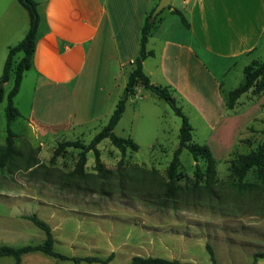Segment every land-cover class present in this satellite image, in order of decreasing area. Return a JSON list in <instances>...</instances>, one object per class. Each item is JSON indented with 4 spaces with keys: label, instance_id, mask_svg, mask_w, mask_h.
Here are the masks:
<instances>
[{
    "label": "rangeland",
    "instance_id": "1",
    "mask_svg": "<svg viewBox=\"0 0 264 264\" xmlns=\"http://www.w3.org/2000/svg\"><path fill=\"white\" fill-rule=\"evenodd\" d=\"M172 7L175 6L172 4ZM167 11L168 8H165L164 13ZM252 58L264 60V40ZM244 61L247 62V59ZM243 64L245 63L241 61L226 76L222 87L225 99L230 88L243 82ZM13 82L14 75L7 83H0V88L3 87L5 92L0 104V147L6 144L8 136L7 94ZM22 89L18 108L20 115L11 123L19 155L6 166L0 167V245L22 246L43 242L44 231L28 218L31 214H37L56 228L53 231L56 236V251L69 256L94 255L104 258L112 254L108 264H141L132 263V258L136 255L213 264L207 243L213 248L216 264H250L256 252H264V182L258 177L257 168L254 167L244 178L245 182H252L254 186L241 189L238 177L231 170L233 159L240 153L250 152L264 141V106L259 108L254 103H249L250 110L240 120L243 123L251 120L253 116L262 117L260 122L253 124L259 127L258 130L253 126L252 129L249 127L248 131L256 133L243 131L241 136L244 138L238 142H228L226 145L214 139L210 142L217 169L213 192L208 193L202 188L194 190L196 164L205 171L206 163L203 158L195 160L189 149L184 148L180 154V179L177 182L180 195L175 200H166V210H158L154 207L161 205L162 198L156 193L164 189L161 182L166 180L167 167L179 146L182 119L169 103L144 87L142 94L131 97L128 110L126 106L114 129L119 136L133 138L139 149L127 150L126 154H123L109 139L101 141L98 148L106 168L121 166L120 169H112L114 172L105 178L74 180L80 185L78 205L81 210L78 213L60 209L56 214L57 205L41 206L39 202L43 197L52 202L72 203L71 194H62V183L72 179L63 174L68 175L75 166L80 150L70 148L68 153L50 162L52 150L64 135L49 133L45 137L40 132H33L28 123L29 100L34 83L28 75L23 81ZM171 91L178 105L183 106V111L190 115L188 116L193 125V141L207 144L211 127L193 105L180 100L177 93L172 89ZM252 97L253 95L249 94L243 101L250 102L249 98ZM108 120L109 117L90 123L84 130L80 129L67 138L89 143ZM41 141L46 142V145L38 159ZM87 155V171L96 172L94 151H89ZM35 160H40V166H34L31 171L29 165ZM120 160L123 161L121 165ZM200 183L204 184V178ZM68 189L70 188L64 190ZM152 190H155V194L146 195ZM128 192L144 195L129 196L125 194ZM140 204L145 212V227L151 230L143 234L142 219L133 220L135 211H130L131 206L138 208ZM88 207L90 209H86V212L82 210ZM93 210L95 215H91ZM88 211L90 213H87ZM162 221L166 223L164 227L159 224ZM64 223L67 233L61 236L58 228L61 229ZM137 239L143 242L135 243ZM55 263L101 264L75 263L40 251L23 255L21 262ZM0 264H15V259L12 256H3L0 258ZM256 264H264V258H259Z\"/></svg>",
    "mask_w": 264,
    "mask_h": 264
},
{
    "label": "crops",
    "instance_id": "2",
    "mask_svg": "<svg viewBox=\"0 0 264 264\" xmlns=\"http://www.w3.org/2000/svg\"><path fill=\"white\" fill-rule=\"evenodd\" d=\"M36 1L41 14L36 48L32 66L24 74L15 103L19 108L23 81L28 75L34 83L29 100L28 126L45 137L49 133L64 135L65 138L62 137L58 143L76 140L67 137L112 114L139 54L146 17L160 0ZM172 4L183 11L191 25L185 27L180 17L172 13V8L166 7L167 13H164V8L157 16L158 23L149 37L147 49L152 50L153 55L144 60V70L152 82L170 87L180 100L193 105L204 117L211 127L206 140L210 147L212 139L225 145L238 142L249 127L259 129L253 124L260 122L262 117L253 116L243 123L240 120L250 110L249 103L259 108L264 106V92L259 97L249 98L250 102H244L243 98L250 94L246 93L234 109H228L222 87L234 66L242 61L245 64L241 68L244 69L248 60H254L252 57L264 40V0H171ZM25 10L18 0H0V77L9 47L19 43L29 30L30 18ZM20 57L22 53L18 59ZM143 88L137 87L131 97L142 94ZM45 143L41 141L39 144L38 159ZM33 167L29 170L33 171ZM116 167L112 169H120L121 166ZM70 178V182L62 183V194H71V204L52 202L43 197L39 204L57 205L56 214L60 209L80 211V185L74 182L77 178ZM125 194L144 195L136 192ZM152 194L155 190L146 193ZM160 204L154 208H168L166 200ZM86 209L90 208L82 210L86 212ZM130 211H135L133 220L142 219L141 234L150 232L145 227L142 204L138 208L131 206ZM91 215H95L94 210ZM159 224L164 227L166 223L162 221ZM52 229L55 231L56 228L52 226ZM58 229L61 236L67 233L65 223ZM142 242L141 239L135 241Z\"/></svg>",
    "mask_w": 264,
    "mask_h": 264
},
{
    "label": "trees",
    "instance_id": "3",
    "mask_svg": "<svg viewBox=\"0 0 264 264\" xmlns=\"http://www.w3.org/2000/svg\"><path fill=\"white\" fill-rule=\"evenodd\" d=\"M21 5L28 11L30 18L29 30L25 37L17 44L10 46L8 55L3 67V72L0 77V83H6L11 80L14 75L13 86L7 94V132L8 136L6 144L0 147V167L7 165L9 161L19 155L18 150L15 146V133L11 129V123L19 115L20 111L15 105V96L18 94L24 74L32 66V58L36 48V40L39 31V25L41 22V14L39 11V5L36 0H18ZM168 8H172L171 11L177 14L185 27H190V21L183 11L177 7L169 5ZM162 12V11H161ZM160 13H158L159 15ZM152 11L146 17L145 23L142 27L141 38H140V49L139 54L133 62V68L128 75L127 84L123 93L121 94L117 104L109 117L108 122L103 128L97 132L89 143H85L80 139L76 140H63L60 141L54 150L51 157V162H54L57 157L63 156L67 153L68 148L79 149L78 159L72 171L68 173V177H75L80 180L94 179L95 177H109L114 171L106 168L101 158V150L98 148V144L104 139H109L111 143L120 149L123 154H126L127 150L137 151L139 145L131 137H122L115 133L114 129L121 117L123 116L127 102L130 97L135 94L137 87L143 86L149 89L159 98L164 99L173 108L175 113L181 117L182 123L179 131V146L174 152V157L167 167L166 180L161 182L163 185L162 191L159 192L158 196L162 200L176 199L180 195V187L177 184L180 179V154L184 148L189 149L193 154L195 160L203 158L206 163L205 171H203L200 165L197 163L195 168V182L194 190L198 188L205 189L208 193L213 192L214 184L217 181V169H216V158L213 154L212 149L207 144H201L193 141V126L190 122L188 115L183 111L182 107L178 105L177 99L172 94L170 87L156 84L151 81L150 76L145 72L143 67L144 60L149 56L153 55L152 50L147 49V44L151 31L158 23L157 17L151 20ZM157 15V16H158ZM22 53V57L18 59V55ZM264 92V60L254 59L244 67V80L237 87L231 89L225 99L226 106L228 109H234L239 99L246 93H250L254 97H259ZM5 92L3 87L0 88V104L3 101ZM253 127L251 126L250 129ZM93 150L95 154V165L94 169L96 172H89L86 169L88 162L89 151ZM120 160L119 165L122 164ZM40 166L39 161L35 160L34 163L29 165ZM257 168L258 177L264 182V141L259 143L256 148L252 149L247 153H240L231 162V170L239 179V186L243 188H251L254 186L252 182H245L244 178L252 168ZM204 178V184L200 181ZM160 184V183H159ZM40 229L45 233V239L43 242L38 244H26L22 246H14L9 244L0 245V258L3 256H12L15 259V264H21L23 255L40 251L44 254L56 257L62 260H72L75 263L81 262H99L101 264H108L112 259L113 255H109L104 258L101 256H69L67 254L58 252L55 250V237L52 226L45 220L37 216V214H31L28 216ZM207 250L210 253L213 264H216V257L212 246L207 243ZM259 258H264V252H256L254 259L250 264H256ZM132 263L141 264H199L192 261H182L177 258H162L154 256H133ZM58 264V263H55Z\"/></svg>",
    "mask_w": 264,
    "mask_h": 264
},
{
    "label": "water",
    "instance_id": "4",
    "mask_svg": "<svg viewBox=\"0 0 264 264\" xmlns=\"http://www.w3.org/2000/svg\"><path fill=\"white\" fill-rule=\"evenodd\" d=\"M171 4V0H160L155 9L152 12L151 20H154L158 13H160L164 8L168 7Z\"/></svg>",
    "mask_w": 264,
    "mask_h": 264
}]
</instances>
